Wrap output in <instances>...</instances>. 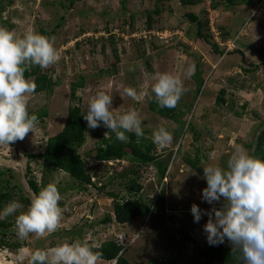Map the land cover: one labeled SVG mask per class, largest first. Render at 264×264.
I'll return each instance as SVG.
<instances>
[{"label":"rangeland","instance_id":"obj_1","mask_svg":"<svg viewBox=\"0 0 264 264\" xmlns=\"http://www.w3.org/2000/svg\"><path fill=\"white\" fill-rule=\"evenodd\" d=\"M8 1L0 0V27L12 31L17 38L28 32L52 31L50 39L59 52V60L47 68L56 82L53 91L50 95L33 93L27 98L30 115L46 112L47 117L38 119L33 133L29 132L23 140L10 143L9 147L0 145V172L11 170L17 179L14 183L24 196L30 194L27 166L35 181L39 182L41 176L40 161H28L26 155L41 154L45 142L63 127L73 83L83 85L76 92L83 110L92 96L104 91L112 96L114 114L137 112L145 138L152 141V133L164 127L173 141L163 149L156 145L159 162L169 164L166 179L159 180L154 165L138 167V175L132 177L128 171L136 165L127 160L119 165L94 161L95 148L109 130L103 126L89 128L79 154L90 176L99 184H106L111 176H116L106 191H114L116 200L139 199L155 208L154 216L150 220L139 218L125 226L115 222L104 225L101 220L105 216L113 218L112 199L99 196L92 188L78 192V187L64 174L55 173L49 184L59 180L62 217L57 231L44 237L30 234L29 238L20 239L14 231L15 216L6 218L3 221L13 224L9 242L18 241L22 248L18 252L0 248V264H27L35 250L77 240L93 246L115 240L124 247V255L132 264L157 259L163 255L161 248L166 247L165 240L158 238L159 229L150 235L153 219L158 227L155 219L158 209L163 207L167 216L172 215L181 223L187 220L185 214H191L192 204L204 210L220 208L223 201L209 205L201 199L206 182L198 172L203 174L202 167L208 165L226 167L237 150L248 153V146L264 126V1L256 6H236L232 11L224 8L221 0H199L194 7L183 6L181 0H79L72 8H67L68 4L62 7L58 1L11 0L10 4ZM215 3L219 4L217 9L212 8ZM157 7L161 13L152 17L153 31L146 33L145 13ZM186 14L206 18L208 26L203 28L204 34L210 35L219 50L227 52L214 54L206 43L197 40L196 27ZM110 36L119 61L116 69L112 68ZM192 65L195 72L200 71L203 81L199 94L198 80L185 75ZM160 73L177 77L184 88L174 112L163 117L151 110L154 98L145 95ZM125 88L134 89L137 98L127 96ZM221 89L226 90V104L218 106L216 97ZM186 116L185 125L181 126ZM189 122L194 130L188 132ZM197 158L199 171L186 163V159ZM130 179L142 186L140 194L129 191L133 185ZM23 210L26 208L19 211ZM85 219L92 222L91 228L84 225ZM206 221L205 216L198 224L192 223L189 233L195 244H186L183 258L177 264H189L195 256V245L202 247L206 243L203 232ZM61 231H78L79 236L71 239L54 236Z\"/></svg>","mask_w":264,"mask_h":264},{"label":"clouds","instance_id":"obj_2","mask_svg":"<svg viewBox=\"0 0 264 264\" xmlns=\"http://www.w3.org/2000/svg\"><path fill=\"white\" fill-rule=\"evenodd\" d=\"M58 60L59 52L50 38L34 31L17 38L12 31L0 27V145L9 147L10 143L23 140L38 124V117L30 115L27 108V98L35 93L36 84L25 78L26 69L30 66L47 69ZM194 73V65L185 71L186 77ZM124 92L137 98L132 88H125ZM183 93L180 79L160 73L145 95L154 98L160 108H175ZM82 118L88 128L103 126L121 142L128 141V133H133L137 142L144 136L137 112L114 114L112 96L104 91H98L89 99ZM172 141L173 136L164 127L152 133V142L161 149ZM202 168L206 187L202 189L201 199L209 205L223 203L220 208L210 210L192 204L193 222L198 224L206 216L203 225L206 242L218 246L227 240L236 264H264V160L237 150L227 160L226 167ZM58 183L56 180L41 188L26 210L19 211L24 206L18 201L8 202L0 209V221L15 216L14 231L20 239H27L30 234L44 237L56 232L62 217ZM102 259L101 251L77 240L47 250H35L27 264H98Z\"/></svg>","mask_w":264,"mask_h":264},{"label":"trees","instance_id":"obj_3","mask_svg":"<svg viewBox=\"0 0 264 264\" xmlns=\"http://www.w3.org/2000/svg\"><path fill=\"white\" fill-rule=\"evenodd\" d=\"M43 1H58L61 3L60 5L62 7H65V5L68 4L67 8H72L76 3L79 2V0ZM198 1L199 0H181V4L183 6L194 7L199 4ZM263 1L264 0H221V5H223L224 8L232 11V9L236 6H256ZM10 3L11 0L8 1V4ZM217 5L219 4L215 3L212 8L217 9ZM160 13L161 10L158 7L153 11L145 13L146 33L153 31L152 17L158 16ZM185 17L195 25L197 30L195 38L197 40H201L202 42L206 43L210 48H212L214 54L222 55L225 53L222 50H219L216 44L211 42L209 34H204L203 28L208 26V20L206 18L201 20L199 17H196L193 14H186ZM41 35L50 38L52 31H41ZM152 39L157 41L154 37ZM233 39L234 37L232 40ZM110 45L112 46L111 52L114 57L112 68L116 69L119 61L116 56V50L114 48V43L111 36ZM49 71V69H41L39 66H30L26 69L24 73L25 78L32 79V81L35 82L36 94L45 92L50 95V93L53 91V88L56 86V82H53ZM200 77V71H196L193 75V80L194 78L195 80H198L197 91H200L203 84V81ZM82 86V84L77 82L71 84L69 100L70 105L66 112L65 122L61 130L45 142L41 154L26 155L28 161L39 160L41 166V176L39 182L35 181L31 175V170L27 166V174H29L27 176V184L30 190L29 196H24L20 186L17 183H14V181L16 182L17 179L14 177V174L11 172V170H4L3 172H0V209L3 207V205H6L8 202L14 200L20 202L25 208H27L31 200L39 193L41 188L49 184L53 178V175L55 173H61L78 187V192L87 191L89 188H92L98 193L99 196L103 195L109 199H112L113 218H111L109 215L105 216V218L101 220L102 224L105 225L115 222L119 226H125L131 224L139 218L145 219L148 216L149 217L147 220H150L154 216V207L151 209L145 203L138 201L139 199L116 200L117 196L114 191H106L107 186H111L115 182L117 179L116 176H111L107 180L106 184H99V182H95L93 176H90V172L86 168L85 160L79 154V150L86 141V134L89 129L86 125V121H84L82 118V112L85 110L82 109L80 98L76 94L77 90ZM225 94L226 90L224 89H221L218 92L216 97V104L218 106L226 104ZM150 105L151 110L157 111V114L161 117L167 116V114H172L174 112L173 108L158 107L154 99ZM242 108L244 109L245 106ZM36 116L41 120L42 118L47 117V113L42 112ZM188 116L185 117L181 126L185 125V120H187ZM189 130H194L190 122L186 128V131L189 132ZM127 135L129 137L127 142H121L117 140L115 134L111 132H108L106 136H101L99 143L95 148V154L93 158L94 161L101 164L117 161V165H119L120 161L127 160L128 162H131L133 166L136 165L134 170L131 169L128 171L132 174V177L138 175V167L154 165L155 168L157 167V172L160 177L159 180L163 181V179L166 177V171L169 164L166 165V163L161 164V162H159L160 155L156 153V145L150 139H147L144 136L139 139V142H137V138L133 133H128ZM248 148L249 155L264 160V126L259 132H257L255 135V140L248 146ZM186 163L192 169L199 171L198 158L194 161L186 159ZM198 173L203 175L200 171ZM131 180L133 185L131 188H129V191L135 193L136 195L140 194L143 190L142 186L137 184V180L130 179V181ZM120 185L122 186V184ZM59 206L61 207L62 204H59ZM158 210L159 211L155 216L158 227L154 225L156 221L153 219V222L150 224L152 229L150 235H152L155 229H159L157 234L158 238L165 240L166 247L161 248V251L163 252L162 256H159L157 259L151 260L146 264H177L178 259L180 260L183 258V251L186 244H195V241L189 233V228L192 227L193 217L191 214H185L187 220L180 223V221L174 216H167L163 207H160ZM84 222L85 226L91 228L90 224L92 222H90L89 219H85ZM167 223H169V225H167ZM12 227L13 224H11V222H0V248L18 252L22 248L19 242H9L8 236L9 234L13 233ZM59 235H65L71 239L73 236H79V232L61 231L57 232V234L54 236ZM87 243L90 244L94 250L101 251L103 253V259L101 260L103 262L110 264H132L130 260L124 255V247L115 240L106 241L99 246H93L90 242ZM173 250L175 251L174 253L172 252ZM189 264H236V261L232 246L226 240L224 244L218 246H210L207 242L202 247L195 245V256L192 260H189Z\"/></svg>","mask_w":264,"mask_h":264},{"label":"built area","instance_id":"obj_4","mask_svg":"<svg viewBox=\"0 0 264 264\" xmlns=\"http://www.w3.org/2000/svg\"><path fill=\"white\" fill-rule=\"evenodd\" d=\"M227 51H225V53H226Z\"/></svg>","mask_w":264,"mask_h":264}]
</instances>
